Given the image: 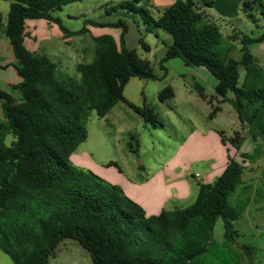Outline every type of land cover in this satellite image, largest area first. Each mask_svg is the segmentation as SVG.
Here are the masks:
<instances>
[{
  "label": "trees",
  "instance_id": "1",
  "mask_svg": "<svg viewBox=\"0 0 264 264\" xmlns=\"http://www.w3.org/2000/svg\"><path fill=\"white\" fill-rule=\"evenodd\" d=\"M3 1L10 2L5 34L22 79L11 87L19 99L0 91V250L10 256L12 264H48L67 239L78 241L90 253L92 264H200L210 252L219 218L225 221L226 239L233 243V223L249 200L238 198L235 205L230 203L242 186L245 168L232 157L213 183L199 184L192 205L150 217L120 186L74 166L71 157L88 138L90 113L105 118L118 103L126 104L153 128L162 127L153 109L132 104L124 91L133 78H166L167 62L181 59L187 66L206 68L217 79L216 95L233 106L243 129H248L257 143L252 155L242 157L261 158L264 70L250 46L264 42V34L244 37L241 57L234 59L229 56L231 48H222L224 36L219 27L201 10V6L212 8L214 0H177L158 19L140 5L141 0L126 1L112 6L108 13L140 17L147 32L161 30L172 37L159 62L164 74L157 75L149 60L126 47L129 26L123 19L108 24L89 20L85 24L121 29L120 43L112 36L96 38L93 61L79 64V76L73 77L48 56L29 51L25 29L27 20L44 19L58 25L66 36L86 33V29L69 31L54 16L81 0ZM257 1L245 2L242 8L254 23L255 17L248 10ZM139 43L145 51L150 50L143 36ZM240 69L246 71L242 84ZM199 92L204 97L203 89ZM158 98L166 103L175 98V91L168 86ZM219 111L218 106L213 107L209 118ZM220 135L224 145L240 148L241 132L230 138ZM10 136L13 140L8 143ZM130 147L132 150V144ZM111 166L119 168L113 162Z\"/></svg>",
  "mask_w": 264,
  "mask_h": 264
},
{
  "label": "rangeland",
  "instance_id": "2",
  "mask_svg": "<svg viewBox=\"0 0 264 264\" xmlns=\"http://www.w3.org/2000/svg\"><path fill=\"white\" fill-rule=\"evenodd\" d=\"M91 1L96 0H82L68 5L63 8V11L55 12L54 16L62 18L69 31L79 32L85 28L86 19L97 18V13H94L91 9ZM126 1L131 0H111L108 5L116 6ZM140 5L146 6L147 2L142 3L141 1ZM243 5L244 3L241 5V10L232 17H223L216 13H214V16L209 17L219 27L224 36L222 48H231L229 56L234 59L241 57L244 37L258 38L264 34V0L252 3L248 10L255 17L256 23L248 19L247 15L242 11ZM0 6L9 9L10 2L0 0ZM68 16L73 17L69 18ZM7 17L6 13L2 14L4 28L7 24ZM112 17L115 19L116 15ZM129 24L128 48L135 49L142 58L149 60L155 73L159 76L162 75L159 61L162 56L161 50L163 46L161 44L156 46L159 42L157 38L159 30L155 33L146 32V25H144L140 17L130 18ZM139 30L142 31L145 41L152 46L153 52L151 54L139 44ZM161 33L171 38L169 34ZM57 43V41H54L50 46L52 54L51 52L50 54H45L53 62L58 63L61 60V62H66V65L69 66V63H72V59L66 56H72V52L63 56L62 53L58 52ZM45 46L47 45L45 44ZM73 46L86 49L87 53L83 62H91L93 60L94 44L89 35H80L75 39ZM171 70L168 76L162 80L152 81L134 78L125 88V95L133 104L140 107L147 106L159 115L162 127L155 129L152 125L146 124L141 116L124 103H118L116 108L106 118H99L95 112H91L87 123L88 138L71 157L72 164L103 178L98 172L93 170L99 167L100 169H106L113 162L119 166L122 172V169H124L125 173L123 174L125 177H128L136 184H143L161 166L160 164H164L167 158L176 154L180 144L185 142L196 126L216 127V123H213L208 118V114L204 109H198L197 106L194 108L189 106L187 103L188 99L182 93L179 94L177 104H174L171 100L166 102V104H162L159 101V93L168 86L175 87L177 90L184 84L186 89L191 86L188 82L189 79L184 80L181 77L179 69L176 71L174 67ZM67 72L70 76H79L76 70L74 71L72 68ZM245 74V70H240V84L243 83ZM205 87L208 96L216 95L215 88L211 84L206 83ZM8 92L15 99H19V94L13 91L11 87ZM194 93L198 97L197 93ZM232 107L229 104L225 105L226 109H234ZM233 111L232 113H234ZM2 120L3 114L0 104V122ZM232 120L226 114L224 121L227 126H230L229 123L233 122ZM132 136H135L136 140H131ZM12 140L13 137L10 136L7 142L11 143ZM130 144H132V150ZM186 161V164H189V159H186ZM190 164L189 167L193 172H203L205 170L204 161L190 162ZM140 166L145 167L146 172L139 168ZM113 167L115 168L116 166L110 168ZM103 179L106 180L105 178ZM191 179L193 183L196 182L195 179ZM106 181L113 184L108 180ZM240 191L241 189H238V193ZM230 203L235 205V200L231 198ZM253 209V211L252 208L246 211L233 223L234 231L236 232L233 243L225 237V221L222 218L217 220L213 229L210 252L207 257L201 258L200 264H264V201L253 204ZM243 247H247L249 250ZM55 253V256L50 257L48 264H92L90 253L76 240H64L57 247ZM0 264H12L10 256L2 250H0Z\"/></svg>",
  "mask_w": 264,
  "mask_h": 264
},
{
  "label": "crops",
  "instance_id": "3",
  "mask_svg": "<svg viewBox=\"0 0 264 264\" xmlns=\"http://www.w3.org/2000/svg\"><path fill=\"white\" fill-rule=\"evenodd\" d=\"M109 1L111 0L91 1V9L94 13H97V18H88L85 22L90 20L102 24H108L117 23L120 19H123L129 26V31L126 34V47L128 48L127 37L130 32V18L122 16V13H108L109 9L112 7L108 5ZM141 1L142 3L147 2L145 7L150 10L155 19H158L167 9L175 4L177 0ZM249 1L251 0H214L212 8L206 9L201 6V10L209 17L214 16V13L223 17H232L241 10V5L243 3ZM9 10L10 6L9 9H5L0 6V91L6 92H8L10 87L17 85L22 81L15 68L16 59L12 45L5 34L6 26L4 28L2 22V14L6 13L8 15ZM113 15H116L115 19L112 17ZM68 17L72 18L73 16ZM59 19L62 20L63 24L65 23L62 18ZM84 29H86V33L81 35H89L91 37L94 44V55L96 38L102 36H112L118 45L120 43L122 30L119 28L96 27L90 24H85ZM146 29L147 27L145 28V31ZM140 31L141 30H139L141 38L143 34L142 31ZM161 32L163 31H158L157 38L159 42L156 46H159V44L163 46V49L161 50L162 59L167 51V46L172 43L173 39L172 37H166ZM79 36L80 35L72 37L66 36L58 25L44 19L26 21L25 46L29 51L47 56L45 53L50 54L52 49L50 46L54 41H57L59 47L58 52L62 53L63 56L72 52V56H66L72 59V63H69V66L66 65V62H61V60L56 63L65 73H68L67 71L71 68L75 71L79 64H88L93 61L83 62L85 61V55L87 53L86 49L73 46L75 39ZM45 44L47 46L44 47ZM148 45L150 46L149 52L151 54L153 52V48L150 44ZM250 51L259 60L260 66L264 70V42L253 44ZM166 67L167 76L172 71L171 69L175 67L176 71H178V69L181 71L180 75L184 78V80L189 79L188 82L191 85L189 89H186L184 88V84L178 90L171 86L175 91V98L171 101L174 102V104H177L179 94L182 93L188 99L187 103L189 106H192L193 108L197 106L198 109H204V111L208 114V118L213 107L218 106L220 111L213 119L209 118L213 123H216L217 126H196L189 134L185 142L180 144L176 154L167 158L164 164H160L161 166H159L154 174L150 175L149 179L143 184H136L132 182L128 177L124 176V169H122V172L117 167H115L116 169L114 167L100 169L99 167L95 168L96 170L94 169L93 171L98 172V174L113 184L121 186L125 194L135 203L140 205L144 209L146 215L150 217L157 216L164 210L172 211L192 205L197 199L199 184H210L220 177L228 166L230 156L243 164L245 167L242 176L243 183L240 188L241 191L239 193L237 191L233 199L248 198L249 204L243 214L246 211L251 210V208L253 211V204H258L264 201V156L259 159L248 160H245L242 156L245 154L252 155L255 152L257 143L254 141L252 135L249 134L248 129H243L235 109L230 110L225 108L226 104L231 105L229 102H224L223 99L217 95L211 97L207 95L206 87L204 88V85L209 83L216 88L218 81L206 68L187 66L181 59L170 60L167 62ZM162 73L164 74L163 71ZM201 89L204 91V97L200 96L199 91H201ZM194 92L197 93L198 97H196ZM125 97L129 102H131L126 95ZM230 98L232 97L230 96ZM144 105H146V103H144ZM116 106L112 109V111L116 108ZM232 110H234V113H232ZM226 114L233 119V122L229 123L230 126L225 124L224 120ZM238 132L243 134V141L241 142L239 149L235 148L230 143L227 145L222 143L220 133H224L227 138H230ZM259 143H261V141H259ZM186 159H189L191 163L204 161L205 170H203V172H193V170L189 167V165H191L190 162H188L189 164H186ZM139 168L146 172L145 167L140 166ZM101 170L105 171L102 172ZM196 175H200V178H196ZM191 178L195 179L196 182L193 183Z\"/></svg>",
  "mask_w": 264,
  "mask_h": 264
},
{
  "label": "built area",
  "instance_id": "4",
  "mask_svg": "<svg viewBox=\"0 0 264 264\" xmlns=\"http://www.w3.org/2000/svg\"><path fill=\"white\" fill-rule=\"evenodd\" d=\"M196 178H200V175H196Z\"/></svg>",
  "mask_w": 264,
  "mask_h": 264
}]
</instances>
